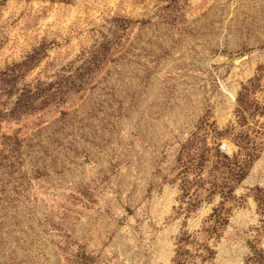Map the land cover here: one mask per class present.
<instances>
[{
	"label": "rangeland",
	"instance_id": "rangeland-1",
	"mask_svg": "<svg viewBox=\"0 0 264 264\" xmlns=\"http://www.w3.org/2000/svg\"><path fill=\"white\" fill-rule=\"evenodd\" d=\"M0 264H264V0H0Z\"/></svg>",
	"mask_w": 264,
	"mask_h": 264
}]
</instances>
